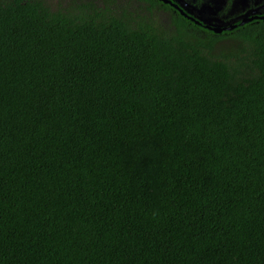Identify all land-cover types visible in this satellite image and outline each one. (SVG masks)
I'll list each match as a JSON object with an SVG mask.
<instances>
[{
  "label": "trees",
  "instance_id": "obj_1",
  "mask_svg": "<svg viewBox=\"0 0 264 264\" xmlns=\"http://www.w3.org/2000/svg\"><path fill=\"white\" fill-rule=\"evenodd\" d=\"M54 1L0 0V264H264V20Z\"/></svg>",
  "mask_w": 264,
  "mask_h": 264
},
{
  "label": "flooded vegetation",
  "instance_id": "obj_2",
  "mask_svg": "<svg viewBox=\"0 0 264 264\" xmlns=\"http://www.w3.org/2000/svg\"><path fill=\"white\" fill-rule=\"evenodd\" d=\"M167 10L156 9L164 20L174 14H182L195 22L199 28L216 33H227L238 26L254 20H264V0H158ZM184 13V14H183ZM159 17V18H160ZM258 20V21H259ZM208 27V28H207Z\"/></svg>",
  "mask_w": 264,
  "mask_h": 264
},
{
  "label": "water",
  "instance_id": "obj_3",
  "mask_svg": "<svg viewBox=\"0 0 264 264\" xmlns=\"http://www.w3.org/2000/svg\"><path fill=\"white\" fill-rule=\"evenodd\" d=\"M184 14V13H183ZM185 15V14H184ZM208 28V27H207ZM213 30L216 32V33H220L221 32V30H218V29H216V28H213Z\"/></svg>",
  "mask_w": 264,
  "mask_h": 264
},
{
  "label": "rangeland",
  "instance_id": "obj_4",
  "mask_svg": "<svg viewBox=\"0 0 264 264\" xmlns=\"http://www.w3.org/2000/svg\"><path fill=\"white\" fill-rule=\"evenodd\" d=\"M54 2H56V0L54 1ZM123 3H125V0H123ZM158 15V14H157ZM160 16H158L157 17V19L159 18ZM161 18V17H160ZM162 19V18H161ZM162 21H164V20H162ZM167 21V20H166Z\"/></svg>",
  "mask_w": 264,
  "mask_h": 264
}]
</instances>
